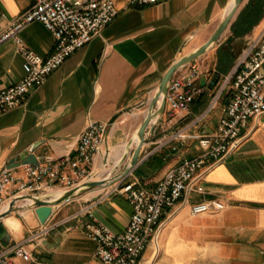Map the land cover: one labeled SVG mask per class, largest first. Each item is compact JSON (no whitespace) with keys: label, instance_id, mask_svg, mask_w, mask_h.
<instances>
[{"label":"crops","instance_id":"1","mask_svg":"<svg viewBox=\"0 0 264 264\" xmlns=\"http://www.w3.org/2000/svg\"><path fill=\"white\" fill-rule=\"evenodd\" d=\"M233 1L160 0L146 7H131L129 0H115L118 16L100 36L34 88L23 105L0 113V172L38 141H45L36 151L47 158L43 162L55 164L73 157L87 125L101 122L110 124L109 140L92 171L95 180L118 174L127 167L136 147L127 145L148 115L149 105L136 106L147 98L151 101L170 67L214 35ZM33 4L34 0H0V34ZM263 30L264 0H244L220 41L183 67L197 64L202 72L196 82L201 94L191 112L170 120L166 109L159 121L151 124L140 163L128 176L113 186L85 190L55 206L46 225L29 209L30 202L16 203L17 210L10 217L19 226L12 230L7 226L8 240L0 241V253L47 229L45 236L27 243L33 260L14 256L15 264H101L98 244L86 235V223L93 221L123 232L133 209L113 189L135 181L155 187L184 159L203 153L197 137L212 134L226 114L230 102L227 78ZM19 38L44 58L54 51L55 39L42 23L27 26ZM23 65L15 41L0 47V91L24 77ZM128 108H133L131 113L124 112ZM176 131L189 135L183 146L170 142ZM15 175L22 177L23 168H17ZM197 185L204 193H192L188 205L165 212L155 264H264V114L250 120L240 149ZM213 198L223 200L226 208L192 216L193 204ZM153 259L154 247L150 246L142 264Z\"/></svg>","mask_w":264,"mask_h":264},{"label":"built area","instance_id":"2","mask_svg":"<svg viewBox=\"0 0 264 264\" xmlns=\"http://www.w3.org/2000/svg\"><path fill=\"white\" fill-rule=\"evenodd\" d=\"M159 1L129 0V5L146 7ZM118 13L115 0H34L33 6L0 34V47L11 40L16 42L25 71L18 83L0 91V113L23 105L34 88L43 85L70 56L100 36L115 21ZM35 22L42 23L55 39L54 51L47 58L26 48L19 38L20 33ZM263 66L264 30L249 44L243 59L227 78L230 102L216 130L197 137L203 153L184 159L170 169L155 187L148 188L135 181L112 190L129 201L133 213L123 232H115L93 221L86 223V235L98 244L97 257L101 264H142L150 246L154 247V259L149 264H155L165 212L188 205L192 193H204L197 183L227 156L240 149L250 120L264 114ZM201 76L197 64L181 68L173 75L166 95L168 119L191 112L201 94L196 85ZM109 132L110 124L91 122L81 133L73 157H66L55 164L42 161L38 165L22 166V177L15 175L17 169L4 168L0 172V211L20 195L66 191L82 182L95 180L92 167L97 155L104 154ZM188 138L184 132L176 131L170 142L183 146ZM225 208L223 200L213 198L193 204L191 214L217 213ZM47 233V229H42L27 241L2 251L0 264H15L14 256L33 260L27 243Z\"/></svg>","mask_w":264,"mask_h":264},{"label":"water","instance_id":"3","mask_svg":"<svg viewBox=\"0 0 264 264\" xmlns=\"http://www.w3.org/2000/svg\"><path fill=\"white\" fill-rule=\"evenodd\" d=\"M234 5L232 9L227 13L224 21L218 27L214 35L200 48L195 50L194 52L182 57L178 61H176L170 69L167 71L165 76L163 77L160 86L155 94L154 98L150 101L149 98L145 99L142 103L136 106L138 109H142L149 105L148 107V115L145 118L144 122L139 127L138 131L135 135L138 136L139 141L136 143V147L134 152L132 153L127 167L121 170L118 174L113 175L112 173L104 178L85 181L79 184L78 186L62 191L61 195L57 198L54 194H46L44 196H34V195H20L13 199V201L9 204L6 211L0 213V241H7V225L5 223V219L9 218L11 214H13L17 209H15L16 203L20 201H28L30 202L29 209H33L36 216L38 217L40 223L42 225H46L48 219L50 218L53 209L55 206L63 204L65 202H69L75 196L82 193L85 190L97 188V187H110L117 184L120 180L128 176V174L140 163V156L143 147L148 143V139L146 134L151 129V124L159 121L161 116L164 114L166 110V95L168 92L170 81L173 75L185 67L187 64L194 62L199 57L204 55L212 46L218 43L230 25V22L234 15L236 14L239 7L242 5L244 0H234ZM162 98V100H160ZM160 103L158 109L157 104ZM133 108H128L124 112L131 113ZM119 116H116L112 121L113 124ZM153 129V128H152ZM133 141V139H132ZM45 141H38L31 145V147L21 153L18 157L10 160L8 169H17L19 167L25 165H38L40 162L45 161L47 158L41 155L36 154L37 149L42 146ZM128 145H132V142ZM124 159L120 161L123 162ZM119 163V164H120Z\"/></svg>","mask_w":264,"mask_h":264},{"label":"bare ground","instance_id":"4","mask_svg":"<svg viewBox=\"0 0 264 264\" xmlns=\"http://www.w3.org/2000/svg\"><path fill=\"white\" fill-rule=\"evenodd\" d=\"M234 1H233V3H232V5L230 6V8H229V10L227 11V13L232 9V7H233V5H234ZM227 13H226V15H227ZM156 93H157V91H156ZM160 100H162V98L160 99ZM138 116V115H137ZM139 141V138H138V136L137 135H135L134 137H133V141H132V145L133 144H136L137 142ZM128 147L129 146H131V145H127ZM132 147V146H131ZM134 147V146H133ZM119 154V153H118ZM126 154V153H125ZM120 156H121V154H120ZM119 156V157H120ZM61 193H62V191H60V190H56V191H52V192H50L49 194H54L55 195V197H59L60 195H61ZM23 201V200H22ZM5 223H6V225L9 227V228H11V230L12 229H16L18 226H19V222L16 220V219H14V218H12V217H9V218H7V219H5ZM14 231V230H13Z\"/></svg>","mask_w":264,"mask_h":264},{"label":"rangeland","instance_id":"5","mask_svg":"<svg viewBox=\"0 0 264 264\" xmlns=\"http://www.w3.org/2000/svg\"><path fill=\"white\" fill-rule=\"evenodd\" d=\"M135 136V135H134ZM114 156V154H112ZM108 157V156H107Z\"/></svg>","mask_w":264,"mask_h":264}]
</instances>
